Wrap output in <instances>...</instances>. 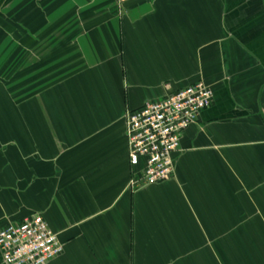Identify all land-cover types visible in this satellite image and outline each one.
<instances>
[{"label":"crops","instance_id":"obj_1","mask_svg":"<svg viewBox=\"0 0 264 264\" xmlns=\"http://www.w3.org/2000/svg\"><path fill=\"white\" fill-rule=\"evenodd\" d=\"M200 81L173 177L132 188L128 112ZM263 106L264 0H0V229L43 215L48 264H264Z\"/></svg>","mask_w":264,"mask_h":264},{"label":"built area","instance_id":"obj_2","mask_svg":"<svg viewBox=\"0 0 264 264\" xmlns=\"http://www.w3.org/2000/svg\"><path fill=\"white\" fill-rule=\"evenodd\" d=\"M213 95L212 87L200 81L128 112L132 188L173 177L174 155L181 148L184 132L211 105ZM0 250L4 264H48L63 253L64 244L43 215L34 214L0 229Z\"/></svg>","mask_w":264,"mask_h":264}]
</instances>
